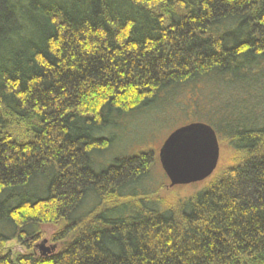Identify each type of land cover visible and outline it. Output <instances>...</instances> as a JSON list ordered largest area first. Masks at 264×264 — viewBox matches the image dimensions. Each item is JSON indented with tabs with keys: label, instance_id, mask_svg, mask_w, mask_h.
Returning <instances> with one entry per match:
<instances>
[{
	"label": "trees",
	"instance_id": "obj_1",
	"mask_svg": "<svg viewBox=\"0 0 264 264\" xmlns=\"http://www.w3.org/2000/svg\"><path fill=\"white\" fill-rule=\"evenodd\" d=\"M254 92L264 0H0V264H264ZM166 106L233 153L171 205L148 184L153 152L114 149Z\"/></svg>",
	"mask_w": 264,
	"mask_h": 264
},
{
	"label": "rangeland",
	"instance_id": "obj_2",
	"mask_svg": "<svg viewBox=\"0 0 264 264\" xmlns=\"http://www.w3.org/2000/svg\"><path fill=\"white\" fill-rule=\"evenodd\" d=\"M253 94L255 96V100L261 99V101H264V92L261 94L254 92ZM255 103L258 108H260V105L264 108V104L262 105L263 102L259 104V102L255 101ZM177 105L178 107L172 106L171 108H177V112L181 111L180 108L182 110L186 109L183 103H178ZM169 108L170 107L167 108L166 106L163 110L153 112V114H150L145 120H141L140 118H130L127 120L124 123L125 132L122 134L123 138H121V140H119V142L114 147L115 155L117 156H132L141 150L153 152L151 153L150 162L148 165V179H150L148 184L152 189H157L160 187L156 196L162 201V203L166 205L174 204L177 200H182L188 196H191L193 193L207 185L208 182L205 180L200 183L169 188V180L160 166L158 152L168 135L175 129L185 125V120L182 121L175 109L169 110ZM218 143L219 161L215 172H217L219 169H224L227 166H231L233 163V153L231 149L225 142L218 141ZM45 229L46 232L48 231L47 234L36 243V246H39L44 240H46L47 243L44 244L43 247L49 248L51 245H53L50 241L49 235H51L55 229L52 227H46ZM9 245L13 253L26 252L25 248L20 246L17 242H11ZM37 250L40 252L38 248ZM46 254H49V252Z\"/></svg>",
	"mask_w": 264,
	"mask_h": 264
},
{
	"label": "water",
	"instance_id": "obj_3",
	"mask_svg": "<svg viewBox=\"0 0 264 264\" xmlns=\"http://www.w3.org/2000/svg\"><path fill=\"white\" fill-rule=\"evenodd\" d=\"M160 166L169 180V188L205 181L213 175L219 161V143L207 124L195 122L171 132L158 152ZM43 241L41 255L49 252Z\"/></svg>",
	"mask_w": 264,
	"mask_h": 264
}]
</instances>
